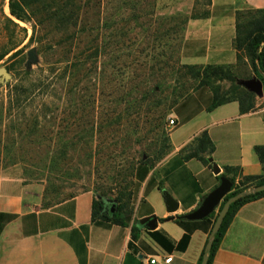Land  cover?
Segmentation results:
<instances>
[{"label": "rangeland", "instance_id": "rangeland-1", "mask_svg": "<svg viewBox=\"0 0 264 264\" xmlns=\"http://www.w3.org/2000/svg\"><path fill=\"white\" fill-rule=\"evenodd\" d=\"M4 4L0 56L18 48L0 61L11 75L0 77V179L22 180L41 196L42 208L93 191L111 204L123 197L132 212L135 165L147 159L157 165L171 152L172 112L198 85L189 66L217 65L187 64L182 53L186 40L199 35L195 21L208 16L209 0H74L69 21L61 20L64 7L51 17L56 4L28 0L29 23L6 13ZM32 48L39 61L28 67ZM55 62L57 72L49 75ZM223 65L236 82L216 83L222 92L249 91L243 83L257 79L250 58L236 51ZM17 79L38 87L25 109L9 115L8 85ZM254 94L256 108L264 109V96Z\"/></svg>", "mask_w": 264, "mask_h": 264}, {"label": "crops", "instance_id": "crops-1", "mask_svg": "<svg viewBox=\"0 0 264 264\" xmlns=\"http://www.w3.org/2000/svg\"><path fill=\"white\" fill-rule=\"evenodd\" d=\"M242 5L264 10V0H211L208 16L195 21L199 35L184 44L187 64H232L236 14ZM212 102V91L201 88L175 106L171 152L138 181L127 227L107 228L93 221V191L42 208L41 196L31 194L22 180L1 178L0 213L6 215L4 221L15 218L5 223L0 235V264H150L153 258L164 264L166 257L172 258L169 264H198L209 237L197 230L182 249L186 231L177 220L197 210L221 180L208 164L185 160L186 150L208 132L215 146L212 157L222 174L225 168L241 167L245 176L264 177V163L256 152L264 146V109L241 114L240 104L231 102L209 111ZM145 172L141 168L140 176ZM164 192L179 203L176 213L168 212ZM153 215L157 229H141L134 241V225ZM213 264H264V198L239 209Z\"/></svg>", "mask_w": 264, "mask_h": 264}, {"label": "trees", "instance_id": "trees-1", "mask_svg": "<svg viewBox=\"0 0 264 264\" xmlns=\"http://www.w3.org/2000/svg\"><path fill=\"white\" fill-rule=\"evenodd\" d=\"M47 3V5H55V10L52 11L51 17L56 16L57 7H64V12H62V21H69V19L73 18L74 10H68L69 4L71 5L74 0H43ZM211 5V0H209V6ZM10 14L11 16L21 22L29 23L32 21L31 14L27 11V8L30 7L28 4V0H10L9 3ZM58 9V10H63ZM58 14V13H57ZM35 17V16H34ZM237 25H236V39H235V49L237 53H245L248 58L252 61L253 71L258 80H260L263 84L264 90V10H257L249 7V11L247 13L239 10L236 14ZM7 23L11 27H19L18 24L7 18ZM41 23L44 24L41 19ZM41 25V24H40ZM18 44H14L13 48L0 56V61L4 59L10 52L17 50ZM23 53V50L20 49L16 51L12 57H17ZM59 62H55L51 68L49 69V75H55L57 72V65ZM190 75L193 80L198 81V85L195 90L201 88L210 89L213 93V102L209 107V111H213L216 108L231 103L238 102L241 108V114H246L252 111L257 110L256 108V95L253 92L243 90L239 88V90L234 93L222 92V89L216 83L222 82H236L235 75L233 74L231 68L226 67L224 65H208L206 67L200 68L196 66H189ZM28 81V82H27ZM24 81V79H17L14 84H9V94H8V108L7 112L9 115L13 111L23 110L25 109L24 103H26L29 98L35 93L36 82L31 80ZM189 95V94H188ZM188 95H184L180 101L186 98ZM179 101V102H180ZM178 102V103H179ZM177 103V104H178ZM176 104V105H177ZM3 123V113L0 111V125ZM168 143L170 146V133L168 134ZM215 151V146L208 134V132H204L200 137L195 140L194 145H192L189 149L186 150L187 154L184 156L185 160L198 159L206 164H208L211 168L213 167L214 162H210V159H213L212 155ZM257 155L262 163H264V146H260L256 148ZM155 166L151 160H141L137 162L134 167V177L137 179V182H142L146 175L150 172V170ZM141 168H145V175L142 177L139 174ZM224 177L228 179L232 186L233 190L230 194L226 196L221 206L218 208V212H214L210 217L203 219L201 221H188L184 216H180L178 218L177 223L183 227L186 231V234L181 243V248L185 249L191 239V235L197 231H204L208 237L210 236L212 229L215 225V222L218 218V215L225 203L238 196L241 193L246 192L254 187L264 185V177H256V176H245L241 167L234 168H225L223 174L218 176L219 180ZM54 193V192H53ZM46 194V191H45ZM58 195L56 197L61 198V194L58 192L54 193ZM101 198H105L103 194L100 195ZM75 197V196H73ZM70 197V198H73ZM68 198V199H70ZM264 198V192L256 193L252 195L244 196L239 199L235 203L232 204L227 216L225 217L223 224L218 231V233L213 238V246L210 251H206V247L200 257L198 264H202L203 258L207 255L209 258V264H213L215 260V256L219 251L223 239L235 217L239 209L251 202L257 201L259 199ZM65 199V200H68ZM103 199H96L93 206V221L103 227H111L112 225H119L122 227H127L128 223L131 220L132 212H128L126 210V204L123 201V197L117 198L116 203L103 204ZM63 200V201H65ZM60 201L59 203L63 202ZM58 204V203H56ZM51 207V206H50ZM6 215L0 213V235L3 232L5 223L14 219L15 216H9L8 221H4ZM165 221V220H162ZM143 226L135 224L133 227V240L136 241L138 239L137 233L143 229ZM151 235H154L151 233ZM209 241V239H208ZM208 244V242H207ZM207 246V245H206ZM133 247V244H131Z\"/></svg>", "mask_w": 264, "mask_h": 264}, {"label": "water", "instance_id": "water-1", "mask_svg": "<svg viewBox=\"0 0 264 264\" xmlns=\"http://www.w3.org/2000/svg\"><path fill=\"white\" fill-rule=\"evenodd\" d=\"M38 61H39V57L37 54V50L36 48H32L31 50L28 51L27 66L31 67L32 65L37 64ZM0 77L3 80L11 79L10 72L6 68H0ZM243 85L246 88H248L249 91L258 94L261 97L264 96L263 84L260 80L255 79L249 82H245L243 83ZM210 162L213 163L214 160L210 159ZM213 170L215 175L217 176H220L222 174V169L218 164L215 163L213 164ZM232 190H233V186L231 182L228 179L222 177L220 185L215 190H213L209 195L206 196L201 206L197 210L193 211L190 214L185 215V219L189 221H201L203 219L210 217L216 210H218V208L221 206L226 196L230 194ZM262 192H264V185L257 186L250 190H247L246 192L239 194L235 198H232L225 203L224 207L222 208V210L218 215V218L209 236V241L206 246L207 252L211 250L213 246V238L220 230L223 221L227 216L232 204L238 201L239 199L243 198L244 196L252 195L256 193H262ZM164 199L166 202L167 210L170 214H174L179 210V203L171 196V194H169L168 192H164ZM174 219L175 217H172L169 219V221ZM158 224H159L158 218L154 215L140 220V225L149 231L156 230ZM202 264H209V258L207 255L203 258Z\"/></svg>", "mask_w": 264, "mask_h": 264}, {"label": "built area", "instance_id": "built-area-1", "mask_svg": "<svg viewBox=\"0 0 264 264\" xmlns=\"http://www.w3.org/2000/svg\"><path fill=\"white\" fill-rule=\"evenodd\" d=\"M9 3H10V0H5L4 11H6V13H9V14H10ZM176 126H177V123H176L173 119H170L169 127H170L171 129H173V128L176 127ZM171 261H172V258H171V257H166V258H164V260H163L164 264H169ZM150 264H158V260H157V258H153V259H151V260H150Z\"/></svg>", "mask_w": 264, "mask_h": 264}, {"label": "flooded vegetation", "instance_id": "flooded-vegetation-1", "mask_svg": "<svg viewBox=\"0 0 264 264\" xmlns=\"http://www.w3.org/2000/svg\"><path fill=\"white\" fill-rule=\"evenodd\" d=\"M103 204H104V205L107 204L108 206H110L111 203H110V202H103Z\"/></svg>", "mask_w": 264, "mask_h": 264}]
</instances>
